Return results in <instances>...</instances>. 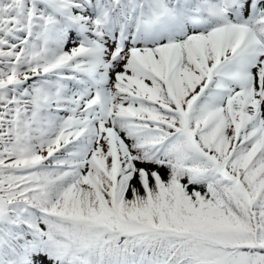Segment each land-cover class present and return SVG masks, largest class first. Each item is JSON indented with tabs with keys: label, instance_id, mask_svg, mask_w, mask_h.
I'll return each mask as SVG.
<instances>
[{
	"label": "snow or ice",
	"instance_id": "6c2138e0",
	"mask_svg": "<svg viewBox=\"0 0 264 264\" xmlns=\"http://www.w3.org/2000/svg\"><path fill=\"white\" fill-rule=\"evenodd\" d=\"M0 264H264V0H0Z\"/></svg>",
	"mask_w": 264,
	"mask_h": 264
}]
</instances>
